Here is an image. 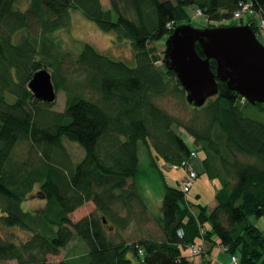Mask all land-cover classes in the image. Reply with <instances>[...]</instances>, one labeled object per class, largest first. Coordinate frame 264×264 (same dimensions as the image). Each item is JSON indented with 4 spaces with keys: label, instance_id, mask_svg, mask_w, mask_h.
<instances>
[{
    "label": "trees",
    "instance_id": "obj_1",
    "mask_svg": "<svg viewBox=\"0 0 264 264\" xmlns=\"http://www.w3.org/2000/svg\"><path fill=\"white\" fill-rule=\"evenodd\" d=\"M17 1L0 0V225L28 236L14 241L0 233V264H51L49 256L75 236L89 247L81 264H131L130 252L143 260L156 250L180 264H196L182 248L191 251L202 241L220 243L238 264H264V230L257 226L264 218V122L244 110L264 104L252 105L219 81L218 95L193 106L190 119H180L157 99L186 91L175 71L159 69L154 55L158 41L191 21L189 8L219 22L249 5L253 18L264 21V0H109L107 8L103 0H27L25 8ZM72 8L101 30L129 39L134 62L112 58L91 43L75 54L59 48L52 32L69 25ZM255 23L247 22L257 33ZM42 67L53 68L57 93L66 90L62 111L52 107L57 99L40 100L28 87ZM211 67L216 71L215 59ZM65 139L85 149L81 161H73ZM141 146L164 179L157 220L163 234L129 244L111 238L106 224L125 230L150 220L140 190ZM154 151L178 167H188L192 152L203 151L202 172L220 180L216 206L199 204L195 213L179 185L164 178ZM37 186L45 206L24 209ZM89 201L95 211L73 221L71 213Z\"/></svg>",
    "mask_w": 264,
    "mask_h": 264
},
{
    "label": "rangeland",
    "instance_id": "obj_2",
    "mask_svg": "<svg viewBox=\"0 0 264 264\" xmlns=\"http://www.w3.org/2000/svg\"><path fill=\"white\" fill-rule=\"evenodd\" d=\"M27 0H18V6L25 8L27 5ZM104 6L109 7V0H103ZM70 13L69 25L62 27L54 32H52V37L64 51L78 53L81 51L85 43L94 44L96 49L109 55L112 58L120 59L130 63L134 62V51L132 49L131 41L127 38H118L116 32H107L101 30L94 21H90L82 11L72 8ZM246 13V12H245ZM187 19L192 22L195 26L206 27L209 25H230V24H245L247 21L255 20V24L258 25V32L256 33L260 40H264V24H262L261 18L254 14L246 13L242 14L240 17L235 16L230 20H219L218 21H208L205 16L193 8L187 10ZM186 19V20H187ZM188 21V20H187ZM256 32V31H255ZM167 41V37L164 40H160L156 43L155 53L157 56V64L160 70L165 71L166 66L164 64V49ZM53 68L50 69V71ZM57 100L52 106L53 108L62 111L64 109L67 97L66 90L62 88L57 93ZM157 103L164 106L169 112L174 113L178 118L190 119L193 114V105L189 104L186 100V94L176 96L169 95L165 97H159ZM248 116L264 122V108H259L258 105L255 106H245ZM175 129L185 138H188L193 142L192 137H190L184 128H180L176 125ZM188 136V137H187ZM189 142V141H188ZM193 144V143H191ZM65 145L69 151L73 161H81L85 156V149L78 143L65 139ZM199 156H195L190 164L192 167L183 166L178 167L177 165L169 164L165 161L163 157H157L155 151L154 155L157 157V165L159 169L163 172L164 178L171 185H179L182 191L186 193V198L188 199V204L190 208L196 213L199 208L198 205L209 204L210 207L214 206L216 201V193L220 187L219 178H211L208 173H201L198 169L197 164L200 163V158L204 157L203 151H199ZM140 158L142 167L145 169V173L141 175L140 179V190L142 197L145 200L148 211L150 215V220L148 222H134L129 228L125 230H119L117 226L112 225V223H107V231L111 238L116 241L126 240L129 244L134 241L144 238V236H154L160 237L163 234L161 231V224L157 221L162 215V203H163V192H164V179L160 177L157 168L150 165L151 157L149 155L148 149L141 146ZM201 164V163H200ZM192 171L196 174L192 176ZM198 176V177H197ZM37 186L32 194L27 200L22 204L23 208L26 210H36L37 208H42L45 206V200L38 193ZM214 208V207H213ZM210 208V209H213ZM96 206L92 201L87 202L84 206H81L75 212L71 213V218L73 221H78L80 218L89 215L90 212L95 211ZM207 226H210L207 223ZM257 226L264 230V218H260L257 222ZM0 233L5 238H10L14 241L25 240L28 233L21 230L19 227L7 228L0 225ZM202 245V249L199 250L198 254L192 257V260L196 264H204V260L211 261L212 264H227L220 258V251L224 252L228 256V264H238L239 259L236 255L229 253L227 249L219 245L212 246V242H199ZM191 246V245H190ZM212 247L209 251V248ZM185 251L184 248H182ZM89 247L86 242L79 236H75L64 248H62L57 255H50L51 264H57L61 260L68 261L73 264H81L87 261L85 255L88 253ZM188 251V250H187ZM189 252V251H188ZM192 255V253H191ZM129 257L132 259L131 264H138L144 262L145 259H141L136 254L129 253ZM14 260H6L2 264H14Z\"/></svg>",
    "mask_w": 264,
    "mask_h": 264
},
{
    "label": "water",
    "instance_id": "obj_3",
    "mask_svg": "<svg viewBox=\"0 0 264 264\" xmlns=\"http://www.w3.org/2000/svg\"><path fill=\"white\" fill-rule=\"evenodd\" d=\"M197 45L203 48V55ZM212 59L216 60V71L211 67ZM163 60L167 68L176 72L190 105L202 107L218 95L219 81L226 82L252 105L264 104V43L251 24H178L167 36ZM28 87L40 100L52 103L57 99L52 72L46 67L33 74ZM138 264L180 263L156 250Z\"/></svg>",
    "mask_w": 264,
    "mask_h": 264
},
{
    "label": "built area",
    "instance_id": "obj_4",
    "mask_svg": "<svg viewBox=\"0 0 264 264\" xmlns=\"http://www.w3.org/2000/svg\"><path fill=\"white\" fill-rule=\"evenodd\" d=\"M252 11V10H251ZM250 11V7H249V5H246L245 7H244V11L243 12H246V13H249V14H251L252 12ZM200 12V11H199ZM243 12L242 11H240V12H236L235 13V16H237V17H240L242 14H243ZM262 24H264V21L262 20ZM244 100L246 99V98H243ZM196 152L195 151H193L192 152V155H193V157H195L196 155ZM189 167V169L192 167L191 165H189L188 166ZM196 174V172L195 171H192V176H194ZM202 245H200V244H193V245H191L190 246V249H191V251H192V254H193V256H196L197 254H198V252H200L199 250H201L202 248Z\"/></svg>",
    "mask_w": 264,
    "mask_h": 264
},
{
    "label": "crops",
    "instance_id": "obj_5",
    "mask_svg": "<svg viewBox=\"0 0 264 264\" xmlns=\"http://www.w3.org/2000/svg\"><path fill=\"white\" fill-rule=\"evenodd\" d=\"M248 22V21H247ZM262 43H264V40L262 41V40H260ZM197 166H198V169H200V171L202 172L203 170H204V167H203V165H201L200 163L199 164H197ZM208 205V207L209 208H213V207H215L216 206V202L214 203V206H212V207H210L209 206V204H207ZM189 252H188V251ZM187 250H185V251H182L183 252V254L185 255V256H189V258L190 259H192V255H191V251L187 248ZM220 258L222 259V261H224V262H226L227 264H228V262H229V260H228V256L224 253V252H222V251H220Z\"/></svg>",
    "mask_w": 264,
    "mask_h": 264
},
{
    "label": "bare ground",
    "instance_id": "obj_6",
    "mask_svg": "<svg viewBox=\"0 0 264 264\" xmlns=\"http://www.w3.org/2000/svg\"><path fill=\"white\" fill-rule=\"evenodd\" d=\"M198 177V176H197Z\"/></svg>",
    "mask_w": 264,
    "mask_h": 264
}]
</instances>
